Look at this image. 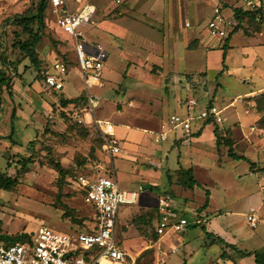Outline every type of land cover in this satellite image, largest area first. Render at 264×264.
<instances>
[{"label":"rangeland","instance_id":"rangeland-1","mask_svg":"<svg viewBox=\"0 0 264 264\" xmlns=\"http://www.w3.org/2000/svg\"><path fill=\"white\" fill-rule=\"evenodd\" d=\"M74 1L69 0V3L73 11H78L84 0L79 3ZM115 1L118 9L128 0ZM38 2L0 0V64L3 65V57L8 61L20 62L17 70L9 64L4 66L13 76V85L12 91L6 89L0 100V133L5 136L0 141V172L17 177L19 181L12 190L0 188V245L14 243L17 236L22 234H34L41 225L63 232L94 226L93 206L86 202L70 180L80 173L91 172L94 162L104 158L102 136L84 106L64 110L61 98H74L83 93L75 40L56 25L55 17L47 10L45 32L37 45L39 66L20 48L14 47L16 33H23L22 30L6 23L16 14L32 10ZM192 16L193 27L186 28L189 41H192L191 48L186 52L179 49L176 53L175 73L168 74L158 63L145 67L149 76L154 74V81L150 82L143 78L134 82L131 77L121 74L123 62L120 57L127 54L121 53L116 44L110 42V37L105 39L101 35L100 26L87 23L80 28L87 33L89 42L101 41L110 52L102 69L104 85L93 88L100 101L95 114L114 122L117 137L125 148V152L115 155L112 161H104L105 168H114L120 188L137 192L141 199L138 205H120L117 228L124 247L132 255L140 254L138 264H221L222 244L212 243V238L225 233L230 237L233 228L243 250H259L264 245V206L259 211L257 209L261 218L257 227H252L247 220L250 206L260 205L264 194V174L258 173L260 162L251 170L250 162L230 157L228 152L219 160L214 156L217 151L213 149L198 147L195 150L187 145L188 142L181 141L182 130L179 128L175 130L178 139L170 135L168 140L156 142L154 134L139 129L138 140L132 141L126 126L138 125L137 121L144 124L149 119L145 115L161 107V103L154 98L155 95L160 97V91L166 100L155 121L162 116L169 118L177 112L176 105L180 101L184 103L188 96H194L202 104L212 101L221 108L227 106L223 113L226 122H233L240 116L247 127L254 123L251 121L254 114L247 115L245 108L250 111L257 105L250 103L248 95H244L264 85V44L259 43L264 39V34L255 37L245 34L264 31V18L257 22L244 21V25L240 26L244 32L234 33L226 48V39L221 41L222 48H219L220 39L216 37L197 46L199 41L196 37L202 39L209 35L210 16L206 13ZM231 20L232 28L236 30L239 22L237 19ZM126 23L133 24L135 28L140 26L139 22L128 19ZM199 27L201 30L196 34L195 30ZM143 33L142 36L147 39L159 42L162 37L158 33ZM26 38L27 35L23 34L22 40ZM63 52L68 53L73 64L69 65V72L65 76L64 93L58 94L46 88L39 77V67L50 65L63 56ZM146 52L139 49L143 57ZM195 74L203 76H200V83L194 82L193 88L188 91L187 81L191 84ZM165 82L170 84L168 93L166 85L162 89ZM151 83L158 84L159 89L148 96L146 93L150 91L141 86L152 87ZM262 92L264 90L258 96ZM232 101H236L235 107L228 106ZM202 104L190 108L189 114L196 118L204 108ZM257 126L256 133L248 137L236 134L233 140L237 143L235 149L238 154H245L255 161L262 160L264 164V128L260 130V126ZM209 127L207 125L205 128L209 130ZM218 127L222 128L221 125ZM220 132H228V136L223 138L231 139L230 130L222 128ZM217 150L221 152L223 149ZM57 164L64 169V177H61ZM192 164H195L196 179L212 193L211 204L204 214L199 208L206 199L205 187L199 184L195 189H184L172 184L169 178V174H175L176 168H189ZM166 191L173 193L177 213L190 223L184 230L170 231L159 240L150 226V216L154 215V211L147 205H155L159 196ZM196 205L198 207L195 208ZM197 217L202 221L198 222Z\"/></svg>","mask_w":264,"mask_h":264},{"label":"built area","instance_id":"built-area-1","mask_svg":"<svg viewBox=\"0 0 264 264\" xmlns=\"http://www.w3.org/2000/svg\"><path fill=\"white\" fill-rule=\"evenodd\" d=\"M245 8L264 10V0H242ZM48 12L55 17V23L75 40V52L79 68L85 84L88 100L86 112L91 114V122L100 132L104 158L94 162L93 174L81 173L70 181L79 190L84 191L85 200L95 210L94 226L85 230L63 232L48 225H41L31 234V238L18 240L10 245H0V264H138V255H132L117 237V222L121 204H135L138 193L122 190L116 178L115 169H106L104 161H112L115 155L124 152L121 140L115 132V124L111 120L96 116L100 105L93 88L102 84V69L109 57V52L98 44L87 42L80 29L95 12V6L85 5L75 13L71 10L69 0H49ZM264 14L257 16L262 21ZM189 25V23H188ZM233 22L229 20L221 8L214 9V16L208 23L209 30L222 39L231 34ZM69 64L57 60L43 72L44 84L52 91H63ZM198 101L188 100V107H197ZM249 111V110H248ZM223 109L213 104H205L200 110L199 119L204 122L223 121ZM194 117L190 114L173 113L167 123L162 124L160 132H156V141L166 140L170 132L181 129L187 137L194 135ZM159 219L157 232L163 236L169 231H182L189 225V220L178 214L176 202L171 193H162L157 202ZM247 220L252 227H257L260 218L256 208H251Z\"/></svg>","mask_w":264,"mask_h":264},{"label":"crops","instance_id":"crops-1","mask_svg":"<svg viewBox=\"0 0 264 264\" xmlns=\"http://www.w3.org/2000/svg\"><path fill=\"white\" fill-rule=\"evenodd\" d=\"M80 1H83V0H75L74 2L79 3ZM122 1L124 2V0H122ZM238 3H239L238 0H128L125 2V5L116 9V7H118V4H117V1H115V0H84L83 6H81L78 11H73L72 6H71V10L75 13H78L84 8L85 5L89 4V5L95 6V12L91 17L92 20L90 19L88 22H85L83 24H87V23L89 24L90 23L96 27L100 26L101 27L100 28L101 29V35L103 34V37L105 36L104 37L105 39L110 37V39H111L110 42L113 44H116V46L120 49L121 53L126 52V54H127L126 57H123L120 53V55H121L120 60L123 62V65L121 67V74H124L125 77L126 76L131 77L133 80H135L134 82H137L138 80H140L142 78L147 79V81L150 82V80L154 81V79H153L154 74H152V76H149L147 74L146 68H148L149 65L154 64V63L155 64L158 63V65H161V68L162 69L164 68L168 74L175 73L176 63H177L176 53L179 52V49H181L182 52H186V51H188V48H191L190 45H191L192 41H189V34H188L186 28H192L193 27V23L190 20L191 17H193L192 15L202 16V15H204V13H206V14H208V16H210V18H209V21H210V19L214 16V9L216 7H219V8H221L222 12L224 13V15L229 20H231V19L235 20L236 18L234 17V11H233V8L231 5L235 6ZM228 10H229V14H228ZM147 11L149 12V14ZM145 12H147V13H145ZM142 14H144V15H142ZM181 18L184 19L185 23H183V20L181 21ZM127 19L131 20V21L139 22L140 26L137 28L133 27V24L126 23ZM188 23H189V25H188ZM199 29H200V27L195 30V33L198 32ZM232 29L233 30L231 31V34L229 35L231 37L234 33L238 32V31L244 32L243 28H241V27H240V29H238L236 31H234L235 28H232ZM145 31L151 32L152 34H154V33L161 34L162 37L160 39V42L158 40H155V39L150 40V39H147L145 36H142V34H144L143 32H145ZM86 34L87 33H84L85 39L87 42H89L90 39L86 37ZM262 34H264V31L259 30V31H253V32L249 31V33L245 34V35H247L248 37H255V36L262 35ZM212 37H216V38L220 39L219 45H217V46H219V48H222L221 46H222L223 42H221V41H223L225 39H222L219 36L213 34L210 30H209V35L208 34L205 35L202 39H200L199 37L195 38L196 40L198 39V41H199L197 46H199L201 43L204 45L208 42H211ZM90 43H92V42H90ZM259 43L264 44V39L261 40ZM93 44L101 45L102 47H104L109 52V50L105 47V45H103V42L93 41ZM139 49L147 50L146 55L144 57L141 54H139ZM109 55H110V52H109ZM137 57H140L141 60H139ZM54 62L55 61H53L49 66H51ZM155 64H154V66H155ZM1 67L2 66L0 64V68ZM78 72H79L80 77H81L82 82H83V89L81 92H85V84H84L82 74H81V70H80L79 66H78ZM195 76L198 79H196ZM195 76L193 77V81L191 84H189V81H187V79H186V81L188 82V85L186 86V90L190 91L195 84L194 82H198L200 80V76H203V75L195 74ZM199 83H200V81H199ZM37 84H38V82L34 85V87H36ZM201 84L203 87V83H201ZM103 85L104 84H103V80H102V84L97 85V87H101ZM151 85H153V86L152 87L151 86H141L142 88H144V90L147 89L150 91L149 93H146L148 96H150V94H155L156 93V92H154L155 89H159L158 84L151 83ZM162 85H163L162 89H164V86L166 85V93H168L170 90V87H169L170 84L165 82V84L163 83ZM202 87H200V89ZM203 88H205V87H203ZM263 90H264V85L253 88L251 91L246 93L244 96H246V95H248V97L256 96V95H258V93H260ZM53 92H56V91H53ZM56 93L63 94L64 90L56 92ZM161 93H163V92L160 91V93H159L160 97H158L157 95L154 96L155 101L161 103V107L160 108L156 107L155 111H152L149 115L148 114L145 115V117L152 119V121L149 122V119H148L144 124L143 123L141 124L138 121L136 122V123H138V125L126 124L127 128L129 129V134H130L132 141L138 140V138H139L138 137L139 136L138 130L139 129H141V131H143V132H150V133L154 134L155 135L154 136L155 141H156V137H157L156 132L157 131L160 132L163 123H167L166 118L168 119V117H165V116H162L159 121H155L156 118L158 117V115L160 114L159 112L162 111L163 107L165 106L166 97L163 96V94H161ZM238 96L240 97V95H238ZM239 97H237L238 100H239ZM67 98H72V97H67ZM191 98L196 99L194 96H188V98L186 99V102L183 103V101H180V103H178L176 105L177 112L181 111V113H179V114H189L188 100ZM197 101H198V104H202L199 102V100H197ZM205 104H207V103L203 102L202 105L205 106ZM213 104H215V103H213ZM235 105H236V101H232L228 104L229 107H235ZM74 106H75L74 103H71L69 105V107H67L64 110H68V109L74 110L75 109ZM86 106L84 107L85 111H86ZM221 109H223V112H222V114H223L224 111L227 109V106H225ZM177 112H175V113H177ZM245 113L247 115L248 114H254V116L251 117V121H253L254 123L249 124V127L246 126V123L244 121H242V118H240V116H238L237 119L233 120V122H226V117L224 116V114H223V121L218 124V125H221L222 128H226V129L230 130L229 137H231L232 140L234 139V136L236 134H241L243 137H248L249 134L256 133L255 131L258 127L257 125H259V121L264 115V114L258 112L256 109H251L248 112L245 108ZM153 118H155V119H153ZM207 125L210 126L209 130H207L205 128ZM193 126H194V131H195L194 135L191 137H187L182 132V134H180L181 135V141H183L184 143L188 142L187 145L188 146L191 145V147L195 150L199 149L198 147L213 149V151L214 150L217 151L214 156L217 159L221 160L223 158V156H225V154L228 152L226 150H227V148L229 150V147H227L226 145H222L223 147L220 146V148H222L223 150L221 152H219V150H217L218 147H217V135L215 134V125L210 124L209 122H204L203 120L201 121L198 117H196L193 119ZM222 128L220 130H222ZM259 128H260V130H263V128H261V126ZM199 130H201V133L198 135ZM115 132H116V127H115ZM173 132H176V131L174 130ZM173 132H170L169 138H170V135H172L175 139H178L179 136L177 135V132L176 133H173ZM221 135H223L224 137H227L228 132H225L224 134L221 133ZM168 139H166V140H168ZM161 141H165V140H161ZM156 142H160V141H156ZM177 142H175V143H177ZM236 146H237V143L234 142V151L235 152H236V149H235ZM124 152H125V150H124ZM237 155L238 156H245L251 162L256 163V165H257V162L258 163L260 162L261 163V165L259 163L260 167H262L264 165L262 163V160H259V161L252 160L250 157L246 156L245 154H238L237 153ZM191 168H193L194 172H195V170H196L195 164H192ZM178 169L179 168H176L174 171L176 172ZM92 170L93 169L91 168V170H90L91 172H87L85 174H93ZM251 170H253V169L251 168ZM259 172L264 174V171H258V173ZM199 184L203 188L205 187L203 184H201V183H199ZM207 190L210 191V203H209V206H210L211 200H212V193H211L210 189L205 187L206 192H207ZM262 190H264V186H262ZM128 191H132V190H128ZM263 197H264V194H263ZM263 197H262L260 205H258V206L257 205H251L247 214L249 213L251 208H256L259 211L260 207L264 206ZM190 199L191 198L189 197V201H190ZM140 200L141 199H139V197H138V201L134 205H138ZM205 202H206V199H205ZM205 202H204V204H205ZM147 206L150 207L153 205H147ZM209 206H208V208H209ZM196 207H198V206L196 205L195 208ZM207 209L202 210V214H204L207 211ZM176 210H178V209L176 208ZM258 211H257V214H258ZM202 214L201 213L199 214L200 217L202 216ZM201 218H203V217H201ZM201 218L197 217L198 222L202 221ZM233 230H234V228L231 229L232 235L230 237H229V235L225 236L226 233L221 235V236L228 243L236 244L240 249H242L239 245L238 237H236L237 235L234 234L235 231L233 232ZM166 234H164L163 236H159V240H162V238ZM221 236H219V237H221ZM222 248H223V246H222ZM263 248H264V245L262 246L261 249H263ZM261 249H259V250H261ZM226 250H228L231 254L233 253V251H231L229 248ZM249 251H255V250H249ZM223 252H224V249L220 255L221 256V262H222L221 264H231L230 262H227V261L225 262L222 260ZM139 255L140 254H138V256ZM237 262L239 264H257L254 255L239 258L237 260Z\"/></svg>","mask_w":264,"mask_h":264},{"label":"trees","instance_id":"trees-1","mask_svg":"<svg viewBox=\"0 0 264 264\" xmlns=\"http://www.w3.org/2000/svg\"><path fill=\"white\" fill-rule=\"evenodd\" d=\"M239 3L234 6L233 11H234V16L239 22L236 30L240 29L241 25H244V21H254L257 22V16L259 14H264V10L262 8H256V9H247L245 8L242 0H238ZM49 6V0H39L38 4L34 6L32 10H29L28 12L21 13V14H16L13 18L10 20H7L6 23L13 24L15 27L19 28L22 30L23 33H16V42H14V47L15 48H20L22 52L25 53V55L29 56L35 62L37 65L40 66V62L38 61V56H37V45L42 41L43 34L45 32L46 28V20H45V15L46 11ZM235 30V31H236ZM23 34L27 35V38L22 40ZM231 39V36L226 40V43L224 47H228V42ZM58 60L65 61L67 64H73V62L69 59L68 53L63 52V56L56 58ZM2 67L0 68V100H2V96L4 91L7 89L10 92L12 91V85H13V76L10 75L7 72V68L4 67L5 65L9 64L14 67L15 70L18 69V66L20 64L19 60L17 61H8L5 57L2 59ZM37 66V67H39ZM49 65H43L39 67V77L41 78L42 82H44L43 79V72L49 68ZM62 107L63 109H66L69 107L71 103H74V107H80V106H86L88 104V100L86 97V93L83 92L80 96L75 97V98H67L65 96H62ZM250 103L254 104L256 106V110L262 114H264V92H262L261 96H251L249 97ZM210 105H213L212 101L208 102ZM2 116H1V109H0V122H1ZM210 124L215 125V134L217 135V147L220 149V146L222 145V142H224V145L229 147L228 150V155L230 157H233L238 160H246L251 163V168L255 169L257 167L256 163L251 162L248 158L245 156H238L237 153L234 151V140L228 138H223L224 136L219 134V123L209 121ZM259 125L264 128V115L259 121ZM202 130V129H201ZM201 130H199L198 135L201 133ZM5 138V136L1 135L0 133V140L2 138ZM15 143V142H13ZM102 144H103V139H102ZM57 167L59 169V172L61 174V177H64L65 171L64 169L57 164ZM259 171H264V165L260 168H258ZM85 174V173H84ZM76 176V175H75ZM73 176V177H75ZM169 178L172 184L178 185L181 188L184 189H195L197 185H199L198 180L195 177L194 174V169L193 168H185L181 166L175 174H169ZM18 179L17 177H13L10 175L5 174V172H0V188L6 189V190H12L14 187L17 186L18 184ZM78 192L80 195H82L85 199V192L82 190H79L77 188ZM170 192V191H166ZM172 195L173 193L170 192ZM210 203V191L207 190L206 192V202L205 204L200 207V210H205L208 208ZM149 208L153 209V214H151V228L154 231V235L159 237V234L157 232V223L159 219V213H158V207L157 203L153 206H150ZM182 213V212H181ZM182 215V214H180ZM183 216V215H182ZM142 217V216H140ZM94 218V217H93ZM120 218L118 217V222ZM118 222H117V228H118ZM156 224V225H155ZM155 225V227H154ZM116 228V232H117ZM32 235L28 234H22L20 237L17 236V241L24 239V238H31ZM117 237L119 241L123 244L122 240L119 238L118 232H117ZM212 243H221L224 249V252L222 254V260L230 262L231 264H239L237 260L239 258L243 257H248V256H255V260L257 264H264V248L261 250H255V251H249V250H243L240 249L236 244H231L228 243L224 238L217 236V238H212ZM12 242H7L5 245H10ZM230 249L233 251L231 254L228 250Z\"/></svg>","mask_w":264,"mask_h":264}]
</instances>
